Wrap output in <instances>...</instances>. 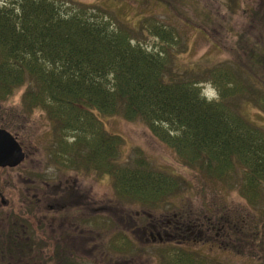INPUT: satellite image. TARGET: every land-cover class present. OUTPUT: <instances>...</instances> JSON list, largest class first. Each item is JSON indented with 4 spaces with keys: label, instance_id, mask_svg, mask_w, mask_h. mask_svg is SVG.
Here are the masks:
<instances>
[{
    "label": "rangeland",
    "instance_id": "obj_1",
    "mask_svg": "<svg viewBox=\"0 0 264 264\" xmlns=\"http://www.w3.org/2000/svg\"><path fill=\"white\" fill-rule=\"evenodd\" d=\"M13 1L0 0V4ZM61 2L98 5L124 29L132 28L133 37L138 36L148 51L157 50L160 40L149 29L151 22L167 29L178 42L172 47L178 73L225 66L239 71L246 87L261 88L264 84V0ZM23 91L3 103L5 113L0 112V126L10 124L17 129L14 135L27 155L21 166L0 169V234L9 227L6 216L16 215L28 220V233L50 246L8 264H57L51 260L52 255L55 246L63 243L72 264H125L130 260L132 264H168L175 254L184 257L187 251L192 252L196 264H264L262 190L252 202L242 198L240 188L235 189L242 181L235 175L233 186L210 181L185 167L176 152L145 123L98 114L103 133L116 140L113 146L117 157L113 160L120 166H133L134 160L144 158L153 169L172 174L173 179L182 177L191 184L190 190L174 193L163 210L150 213L143 205L125 202L116 193L111 177L100 171L99 159L91 161L88 168L79 164L80 159L72 152L76 149L72 131L78 126L62 131L43 109L22 112ZM203 94L215 98L218 93L206 83ZM232 104L249 121L264 127V112L248 95L233 97ZM61 135L70 142L61 140ZM243 175L245 178L242 171ZM56 187L62 194H55ZM65 194L76 197L62 208L57 202ZM174 214L187 215L188 220L179 223L192 232L191 238L185 233L186 243L177 247L160 244L158 239L153 242L150 225L159 219L170 222L176 219ZM146 215H152V220H147ZM194 220L200 224L197 226ZM145 230L148 234L143 237ZM160 233L163 235L161 230ZM153 236L157 238V233ZM125 246L134 247L124 249ZM0 264H7L1 255Z\"/></svg>",
    "mask_w": 264,
    "mask_h": 264
},
{
    "label": "trees",
    "instance_id": "obj_2",
    "mask_svg": "<svg viewBox=\"0 0 264 264\" xmlns=\"http://www.w3.org/2000/svg\"><path fill=\"white\" fill-rule=\"evenodd\" d=\"M66 3L0 4V105L25 89L22 112L43 109L62 131L78 126L72 131L76 148L72 152L79 164L88 168L99 159L100 171L112 178L125 202L160 209L174 193L190 190L191 184L153 169L144 158L134 160L133 166H120L113 160L116 140L103 133L98 114L143 122L185 167L232 186L235 175L242 181L235 187L242 198L252 202L261 190L264 197V127L232 104L233 97L248 95L264 112L263 83L261 88L246 87L242 74L225 66L178 73L172 58L178 42L167 29L151 22L149 29L160 40L157 50L148 51L138 36L133 37L132 28L124 29L105 9ZM206 83L217 90L216 98L203 94ZM4 127L15 130L10 124ZM63 139L66 135H61ZM6 222L0 255L7 264L50 246L21 228L31 227L27 219L6 216ZM262 222L264 228V213ZM55 248L51 260L72 264L65 245ZM183 256L175 254L168 264H196L192 252Z\"/></svg>",
    "mask_w": 264,
    "mask_h": 264
},
{
    "label": "flooded vegetation",
    "instance_id": "obj_3",
    "mask_svg": "<svg viewBox=\"0 0 264 264\" xmlns=\"http://www.w3.org/2000/svg\"><path fill=\"white\" fill-rule=\"evenodd\" d=\"M55 194H62L61 192H59L58 190V187H56L55 189ZM67 194V192H66ZM65 194V196L61 199H58V202L57 204L60 205L62 208L65 207L66 203L70 201V198H75L76 195L72 196V197H67V195ZM36 203L39 204L40 201H37L36 198H34ZM59 209V208H58ZM175 218H172L170 222H167L165 223L164 221L165 220H158L156 221L155 224H151V230H150V233H151V237L153 239V242H157V239L158 241H161V242H166L168 244H174V245H182V244H185L186 242H184V238H185V233H186V230H184L183 227L180 226V223L179 222H185L184 220V214H174ZM147 220H149L151 217L150 216H144ZM197 225L200 224V221H197ZM135 226V225H134ZM177 228L181 229L180 231V238H177L176 239V233L175 231L177 230ZM160 230L162 231V234L160 233ZM157 233V238H155L153 236V233ZM173 233V234H172ZM143 234V237L147 236L148 234V231L145 230L144 233H141ZM184 235V236H183ZM125 264H129V263H125Z\"/></svg>",
    "mask_w": 264,
    "mask_h": 264
},
{
    "label": "water",
    "instance_id": "obj_4",
    "mask_svg": "<svg viewBox=\"0 0 264 264\" xmlns=\"http://www.w3.org/2000/svg\"><path fill=\"white\" fill-rule=\"evenodd\" d=\"M23 148L16 138L4 129H0V167L15 168L25 160Z\"/></svg>",
    "mask_w": 264,
    "mask_h": 264
}]
</instances>
